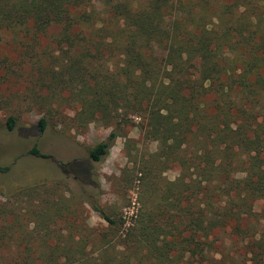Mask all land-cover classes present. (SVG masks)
Segmentation results:
<instances>
[{"label": "trees", "instance_id": "1", "mask_svg": "<svg viewBox=\"0 0 264 264\" xmlns=\"http://www.w3.org/2000/svg\"><path fill=\"white\" fill-rule=\"evenodd\" d=\"M102 1L106 15L94 0H0V34L29 37L43 53L36 68L78 106L75 124L112 127L91 161L140 120L158 145L125 171L137 209L125 214L95 193L87 203L106 226L86 229L64 216L66 200L36 211L0 202L1 246L14 243L0 264H264V0ZM51 29L56 47L37 50ZM49 124L36 123L39 132ZM29 153L50 156L37 145Z\"/></svg>", "mask_w": 264, "mask_h": 264}, {"label": "rangeland", "instance_id": "2", "mask_svg": "<svg viewBox=\"0 0 264 264\" xmlns=\"http://www.w3.org/2000/svg\"><path fill=\"white\" fill-rule=\"evenodd\" d=\"M94 4L97 10L103 12L105 5L102 0H94ZM54 33L56 30L51 29L47 36L40 37L39 43H32L37 50L48 46L55 48L52 42ZM30 47L29 37L21 40L10 33L0 34V165L10 166L7 172H0V202L36 211L44 207L47 198L58 203L66 200L71 209L65 211L64 216L77 224L86 220V229L106 226L104 219L87 203L95 193L102 192L105 205H114L125 214L133 213L138 206V186L127 181L126 168L132 166L130 159L146 151H155L158 143L145 139L138 123L140 120L136 119L135 124L124 126L121 135L112 142L109 153L100 162L91 161L89 149L106 140L112 127L99 121L90 122L87 127L75 124L78 106H71L64 101V96L53 92L49 72L36 68L39 56L44 58L43 53ZM10 116L17 120L12 130L7 126ZM41 117L50 119L48 128L43 132H39L36 125ZM35 145L50 156L41 158L30 154L29 150ZM75 161L79 165H73ZM72 162L71 167L68 166ZM81 165L90 172L87 182L76 177L72 171L80 170ZM179 173L180 167L175 165L164 175L175 179ZM21 183L28 185V190L14 200L8 195V189ZM54 183L59 185L52 190ZM35 186L38 187L37 192L33 193L31 190ZM72 195L76 198L72 199ZM262 207L263 202H258L256 209L261 210ZM13 244L7 243L2 245L3 248L0 243V251L6 254ZM0 261L6 259L1 257Z\"/></svg>", "mask_w": 264, "mask_h": 264}]
</instances>
